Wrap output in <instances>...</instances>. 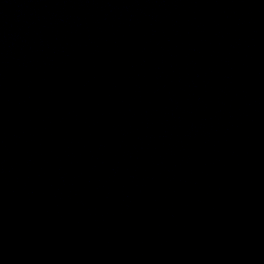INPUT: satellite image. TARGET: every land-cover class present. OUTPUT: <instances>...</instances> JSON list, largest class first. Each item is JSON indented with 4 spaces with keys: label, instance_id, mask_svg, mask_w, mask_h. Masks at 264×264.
Segmentation results:
<instances>
[{
    "label": "water",
    "instance_id": "1",
    "mask_svg": "<svg viewBox=\"0 0 264 264\" xmlns=\"http://www.w3.org/2000/svg\"><path fill=\"white\" fill-rule=\"evenodd\" d=\"M0 264H264V0H0Z\"/></svg>",
    "mask_w": 264,
    "mask_h": 264
}]
</instances>
